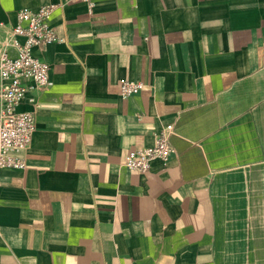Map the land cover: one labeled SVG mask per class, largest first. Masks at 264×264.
I'll list each match as a JSON object with an SVG mask.
<instances>
[{
    "label": "crops",
    "instance_id": "1",
    "mask_svg": "<svg viewBox=\"0 0 264 264\" xmlns=\"http://www.w3.org/2000/svg\"><path fill=\"white\" fill-rule=\"evenodd\" d=\"M57 3L27 166L0 169V264H264V0H0V54ZM167 125V164L127 168Z\"/></svg>",
    "mask_w": 264,
    "mask_h": 264
},
{
    "label": "built area",
    "instance_id": "2",
    "mask_svg": "<svg viewBox=\"0 0 264 264\" xmlns=\"http://www.w3.org/2000/svg\"><path fill=\"white\" fill-rule=\"evenodd\" d=\"M80 1L87 4L89 11L95 7L94 0ZM62 6L57 3L37 10L22 8L17 13L18 24L5 28L0 54V169L24 170L27 166L25 159L17 153L31 145L37 127L34 114L19 112L18 107L28 93L46 89L50 84V65L36 58L34 49L63 42L51 24L53 14ZM11 49L16 52L15 56L9 54ZM143 89L142 83L121 82V95L125 98ZM30 101L35 102L34 99ZM173 130L172 125L163 127L152 147L131 151L126 155L124 165L143 173L151 168L153 161L166 165L174 152L170 143Z\"/></svg>",
    "mask_w": 264,
    "mask_h": 264
}]
</instances>
